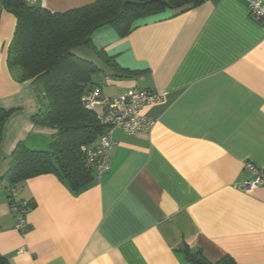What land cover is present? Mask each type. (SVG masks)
<instances>
[{
    "label": "crops",
    "instance_id": "obj_1",
    "mask_svg": "<svg viewBox=\"0 0 264 264\" xmlns=\"http://www.w3.org/2000/svg\"><path fill=\"white\" fill-rule=\"evenodd\" d=\"M93 1L39 3L61 12ZM249 1L167 10L137 21L122 38L109 25L93 32L96 49L139 72L113 77L103 93L139 87L163 94L141 109L155 124L135 135L116 129L109 170L83 191L52 173L19 183L16 198L34 205L25 233L15 229L0 182V255L10 264H193L187 248L212 262L228 254L235 264H264V186L242 188L253 178L247 163L264 170V22L251 16ZM14 27L0 0V109L12 110L0 176L18 142L45 150L54 132L32 124L38 97L7 67ZM76 50L98 60L90 48Z\"/></svg>",
    "mask_w": 264,
    "mask_h": 264
},
{
    "label": "trees",
    "instance_id": "obj_2",
    "mask_svg": "<svg viewBox=\"0 0 264 264\" xmlns=\"http://www.w3.org/2000/svg\"><path fill=\"white\" fill-rule=\"evenodd\" d=\"M204 0H94L92 3L53 12L40 3L24 0H1L4 10L15 18V27L7 48L6 63L17 82H29L39 108L30 117L34 126L54 130L45 150L16 144L0 182H5L11 205L10 189L36 175L55 174L74 192L92 185L96 175L87 162L82 146L94 143L103 130L96 113L83 106L82 97L98 84L99 76L128 77L137 75L119 67L114 58L96 49L92 34L105 25L122 38L136 27L137 21L172 11V15L196 7ZM78 47L92 49L98 60L78 56ZM12 110L0 109V142L3 126ZM18 200V199H17ZM19 202L21 200H18ZM27 204L33 207L30 202ZM185 259L193 264H235L226 254L212 262L200 250ZM0 264H10L0 255Z\"/></svg>",
    "mask_w": 264,
    "mask_h": 264
},
{
    "label": "built area",
    "instance_id": "obj_3",
    "mask_svg": "<svg viewBox=\"0 0 264 264\" xmlns=\"http://www.w3.org/2000/svg\"><path fill=\"white\" fill-rule=\"evenodd\" d=\"M28 4H37L42 0H24ZM248 10L251 16L264 22V3L260 0H251L248 4ZM111 80L104 76L95 85L91 91L83 95V106L96 113L100 125L103 126L102 132L96 141L89 146H82L81 151L85 154L87 162L93 168L96 176L106 172L110 168L109 149L113 144V132L121 129L129 135L137 133H148L155 119L145 116L141 109L145 105L153 104L162 99L163 94L148 88L132 87L115 95H106L102 87ZM247 169L253 175V178L245 181L242 188L246 192H251L255 188L264 186V170L254 166L252 163L246 164ZM11 213L15 219V229L20 233H25L28 229L26 223V214L32 209L27 201L17 200V190L10 189ZM24 247H20L17 253H22Z\"/></svg>",
    "mask_w": 264,
    "mask_h": 264
},
{
    "label": "rangeland",
    "instance_id": "obj_4",
    "mask_svg": "<svg viewBox=\"0 0 264 264\" xmlns=\"http://www.w3.org/2000/svg\"><path fill=\"white\" fill-rule=\"evenodd\" d=\"M75 54L78 55V56H84V57L88 56V57H86V58H89V59H90V58H93V60L96 59L94 56L84 55L82 52H80V51H78V50L75 51ZM91 60H92V59H91ZM107 83H108V82H107Z\"/></svg>",
    "mask_w": 264,
    "mask_h": 264
},
{
    "label": "water",
    "instance_id": "obj_5",
    "mask_svg": "<svg viewBox=\"0 0 264 264\" xmlns=\"http://www.w3.org/2000/svg\"><path fill=\"white\" fill-rule=\"evenodd\" d=\"M90 187V186H89Z\"/></svg>",
    "mask_w": 264,
    "mask_h": 264
}]
</instances>
